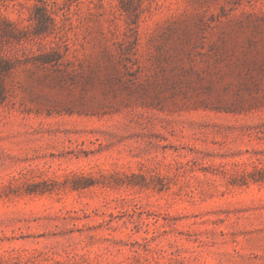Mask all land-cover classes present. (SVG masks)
Masks as SVG:
<instances>
[{"label":"rangeland","instance_id":"obj_1","mask_svg":"<svg viewBox=\"0 0 264 264\" xmlns=\"http://www.w3.org/2000/svg\"><path fill=\"white\" fill-rule=\"evenodd\" d=\"M0 264H264V0H0Z\"/></svg>","mask_w":264,"mask_h":264}]
</instances>
